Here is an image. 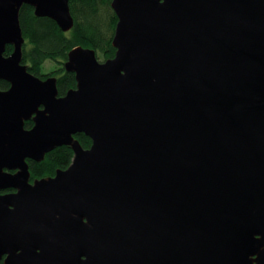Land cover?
Returning a JSON list of instances; mask_svg holds the SVG:
<instances>
[{
    "label": "water",
    "instance_id": "obj_1",
    "mask_svg": "<svg viewBox=\"0 0 264 264\" xmlns=\"http://www.w3.org/2000/svg\"><path fill=\"white\" fill-rule=\"evenodd\" d=\"M24 4L74 26L69 0H0V261L264 264V0H112L115 56L71 49L62 96L22 63Z\"/></svg>",
    "mask_w": 264,
    "mask_h": 264
},
{
    "label": "trees",
    "instance_id": "obj_2",
    "mask_svg": "<svg viewBox=\"0 0 264 264\" xmlns=\"http://www.w3.org/2000/svg\"><path fill=\"white\" fill-rule=\"evenodd\" d=\"M111 1L69 0L74 26L67 32L60 29L51 18L36 16L34 8L24 4L20 10V23L25 38L22 63L34 75L45 78V64L53 62L55 66L50 70V75L57 78L59 96L65 95L68 90L76 87L75 73L64 68L71 49L83 46L94 49L97 58L115 56L116 48L112 43L118 18ZM12 51L13 46L7 45L5 54L9 55ZM9 86L7 81H0V89L6 90ZM32 124L31 120L26 121L25 127L30 128ZM75 137L84 148L90 147L92 141L87 135L78 133ZM73 155V150L64 145L48 152L40 162L28 159L31 178L52 176L57 170L66 169L72 163Z\"/></svg>",
    "mask_w": 264,
    "mask_h": 264
},
{
    "label": "rangeland",
    "instance_id": "obj_3",
    "mask_svg": "<svg viewBox=\"0 0 264 264\" xmlns=\"http://www.w3.org/2000/svg\"><path fill=\"white\" fill-rule=\"evenodd\" d=\"M109 59V58H108ZM98 60H99V62H105L107 59H103V58H98ZM46 67L44 68V72L46 73V75H47V77H45V78H48V77H55V76H53V75H50V74H52V72L50 71L51 69H53L54 68V63L53 62H47L46 64ZM50 71V72H49ZM49 75V76H48ZM42 79H44V78H42ZM32 126H33V124H32ZM31 126V127H32ZM30 127V128H31ZM30 169V168H29ZM12 173H15L16 171L14 170V171H11ZM50 177H54V175H52V176H42V177H37V178H30V183L31 184H33L35 181H38V180H42V179H47V178H50ZM12 191V190H11Z\"/></svg>",
    "mask_w": 264,
    "mask_h": 264
},
{
    "label": "flooded vegetation",
    "instance_id": "obj_4",
    "mask_svg": "<svg viewBox=\"0 0 264 264\" xmlns=\"http://www.w3.org/2000/svg\"><path fill=\"white\" fill-rule=\"evenodd\" d=\"M25 5H28V6H31V5H29V4H25ZM32 7V6H31ZM45 79V78H44ZM3 192H5V191H3ZM257 257V254H255V255H253V254H250L249 255V259H251V260H254V258H256ZM0 263H3V261H0Z\"/></svg>",
    "mask_w": 264,
    "mask_h": 264
}]
</instances>
